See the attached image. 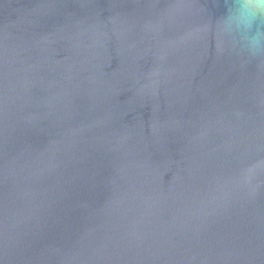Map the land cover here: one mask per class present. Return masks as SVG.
I'll use <instances>...</instances> for the list:
<instances>
[{
    "label": "water",
    "instance_id": "water-1",
    "mask_svg": "<svg viewBox=\"0 0 264 264\" xmlns=\"http://www.w3.org/2000/svg\"><path fill=\"white\" fill-rule=\"evenodd\" d=\"M226 17L0 0V264H264V57Z\"/></svg>",
    "mask_w": 264,
    "mask_h": 264
},
{
    "label": "clouds",
    "instance_id": "clouds-1",
    "mask_svg": "<svg viewBox=\"0 0 264 264\" xmlns=\"http://www.w3.org/2000/svg\"><path fill=\"white\" fill-rule=\"evenodd\" d=\"M226 19L217 22L218 30L227 36L239 34L247 40L250 57H264V0H225ZM255 36L249 39L253 27Z\"/></svg>",
    "mask_w": 264,
    "mask_h": 264
}]
</instances>
